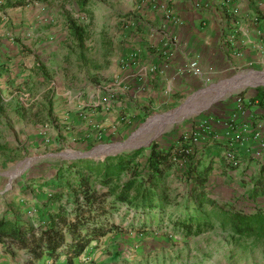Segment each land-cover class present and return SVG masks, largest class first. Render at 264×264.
Here are the masks:
<instances>
[{
  "label": "rangeland",
  "instance_id": "374dc122",
  "mask_svg": "<svg viewBox=\"0 0 264 264\" xmlns=\"http://www.w3.org/2000/svg\"><path fill=\"white\" fill-rule=\"evenodd\" d=\"M8 1L12 0H0V6ZM23 1L21 10L8 7L2 12L3 21L0 17V204L8 210L17 206L15 198L31 193L33 185L48 186L45 180L55 174L57 166L76 155L90 153L91 158H101L123 148L132 151L124 143L147 118L181 106L194 93L198 97L180 116H156L160 120L144 134L145 140L151 135H159L156 139L165 143L176 140L197 123L210 122L224 95L256 83L236 82V78H264V72L252 68L231 71L215 82H203L173 104L152 108L141 120L121 119L111 130L112 125L92 122L95 116L88 111L96 108L99 113L101 109L88 95L111 88L102 82L114 78L122 53L131 48L137 36L163 28L143 12L155 2L92 0L82 8L71 0ZM69 17L88 30L83 48L69 34ZM43 68L47 78L41 74ZM210 100L213 102L207 108ZM93 130L97 135L91 138ZM136 142L129 145L134 147ZM145 155L140 156L141 161ZM224 160L215 158L209 176L214 197L251 209L254 202L247 196L249 180L243 178V172L227 171ZM190 168L180 164L170 172L177 192H185L191 184ZM258 201L264 204V196ZM120 218L116 216L117 221ZM132 218L130 214L123 223L124 227L131 223L132 228L92 242L76 264H264V240L243 239L219 228L186 235L169 219L162 226L154 222L144 227L141 219Z\"/></svg>",
  "mask_w": 264,
  "mask_h": 264
},
{
  "label": "crops",
  "instance_id": "0c3cea01",
  "mask_svg": "<svg viewBox=\"0 0 264 264\" xmlns=\"http://www.w3.org/2000/svg\"><path fill=\"white\" fill-rule=\"evenodd\" d=\"M17 1L0 6L1 21L5 17L2 12L8 7L22 9L24 2L15 4ZM153 1L143 12L163 28L137 36L131 48L122 53L114 78L102 82L111 88L88 95L101 109L99 113L95 112L96 108L88 111L90 116H95L92 122L112 125L111 130L121 119L141 120L152 108L173 104L203 82H215L231 71L252 68L264 72V0ZM192 62L197 63L196 67L191 66ZM235 81L257 83L244 84L220 98L221 103L217 102V108L212 111L211 127L199 142L202 146L205 142L220 141L228 146L232 141L240 156V168L229 169L227 160L222 164L231 173L243 172L246 175L243 178L251 181L261 174L264 163V151H260L259 140L254 137L258 130L264 135V104L257 97L260 91L264 92V84H258L264 78L241 76ZM238 95L244 98V103H238ZM236 132L241 133V139L236 140ZM92 134L91 138L97 135L94 130ZM228 148L221 152L224 159ZM252 156L259 159L258 164L251 161ZM38 187L35 184L31 193L15 198L17 206L13 210L0 204V217L22 218L31 224L46 219L58 208L57 203L47 201L54 186ZM14 251L12 255L0 243V264H25L30 259L25 250ZM39 264L52 262L44 258Z\"/></svg>",
  "mask_w": 264,
  "mask_h": 264
},
{
  "label": "trees",
  "instance_id": "16d2710c",
  "mask_svg": "<svg viewBox=\"0 0 264 264\" xmlns=\"http://www.w3.org/2000/svg\"><path fill=\"white\" fill-rule=\"evenodd\" d=\"M71 1L85 8L92 0ZM23 2L18 0L15 4ZM66 25L72 39L83 48L87 28L72 17ZM41 74L48 77L44 68ZM257 97L264 104V92L260 91ZM198 125L169 143L154 139L149 146L132 151L103 158L80 157L58 165L55 174L45 180L54 186L47 201L57 203L58 208L37 224L22 218L0 217V243L12 255L15 248L25 250L30 258L25 264H39L44 258L52 264H76L92 242L132 228L131 223L123 226L130 214L133 220L141 219L144 227L154 222L162 226L169 219L174 228L186 235L219 228L243 239L264 240V204L258 201L264 196V163L261 174L249 181L247 196L254 202L251 209L214 197L209 176L215 158H222L221 152L229 145L214 141L200 147L198 142L209 130L202 131ZM252 160L257 163L259 159L252 156ZM180 164L188 168L192 165L187 171L191 184L183 193L173 188L169 177ZM201 164L204 165L199 170ZM227 166L239 167L229 161ZM124 207L126 210L121 213ZM117 215L121 217L119 221Z\"/></svg>",
  "mask_w": 264,
  "mask_h": 264
},
{
  "label": "water",
  "instance_id": "95a60500",
  "mask_svg": "<svg viewBox=\"0 0 264 264\" xmlns=\"http://www.w3.org/2000/svg\"><path fill=\"white\" fill-rule=\"evenodd\" d=\"M258 84H264V82H258ZM197 97H198V93H194L193 95L188 97L187 100L185 101V103H183L181 106L176 107L175 109H173V110H171L169 112H166L164 114H159V115H156V116H163L165 118L166 117H171V116H176L178 114L180 116L185 109L190 108L193 105V103H194V101H195V99ZM212 102L213 101L210 100V102L208 103V105L206 107L207 108L210 107ZM156 116H151V117L147 118L146 121L135 132L132 133V135L128 138L127 142L124 143V144H126L125 148H131L132 150H135V149H137L139 147H142V146H149L150 143L159 136V135H157V136H154V137H152V138H150V139H148L146 141H143V140H145V135L144 134L145 133H149L150 131H152V129L154 127H156V125L158 123V118ZM135 141H141V143L136 145V146H134V147H131V145H129V144H131V143H133ZM128 146H130V147H128ZM123 150H125V149L123 148V149L118 150L117 152L107 153L106 155L116 154L118 152H122ZM62 156L71 157V155L64 154V153L62 154ZM105 156H103V157H105ZM80 157L91 158L92 155L90 153H82L80 155H76L73 159L80 158ZM103 157H101V158H103Z\"/></svg>",
  "mask_w": 264,
  "mask_h": 264
},
{
  "label": "built area",
  "instance_id": "2783aa9c",
  "mask_svg": "<svg viewBox=\"0 0 264 264\" xmlns=\"http://www.w3.org/2000/svg\"><path fill=\"white\" fill-rule=\"evenodd\" d=\"M196 65H197L196 62L191 63L192 67H196ZM237 100H238V103H240V104L245 102L244 98L241 95H238ZM262 124H264V120H263ZM210 127H211V124L209 121L200 122L198 125V128L202 129V131L203 130H209ZM234 136H235L236 140H238L239 138L241 139V133L236 132ZM254 137H255V139L259 140L258 141V145H259L258 147L260 148V151H264V135L261 133L260 130H258L255 133ZM226 158L234 166H238L240 164V156L236 152V149L234 148L232 141L229 143V148L226 151Z\"/></svg>",
  "mask_w": 264,
  "mask_h": 264
},
{
  "label": "bare ground",
  "instance_id": "6f19581e",
  "mask_svg": "<svg viewBox=\"0 0 264 264\" xmlns=\"http://www.w3.org/2000/svg\"><path fill=\"white\" fill-rule=\"evenodd\" d=\"M184 112V111H183ZM161 118H165V117H163V116H161ZM166 118H168V117H166ZM158 121H159V119H158ZM152 137V135L150 136V138ZM150 138H148V139H150ZM146 141V140H145ZM137 143H138V141L135 143V145H137Z\"/></svg>",
  "mask_w": 264,
  "mask_h": 264
}]
</instances>
